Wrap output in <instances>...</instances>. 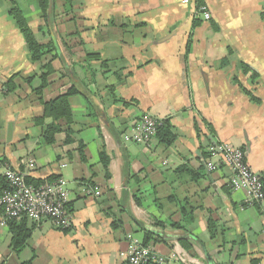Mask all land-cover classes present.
<instances>
[{"label": "crops", "instance_id": "obj_1", "mask_svg": "<svg viewBox=\"0 0 264 264\" xmlns=\"http://www.w3.org/2000/svg\"><path fill=\"white\" fill-rule=\"evenodd\" d=\"M50 2L45 19L40 0H16L36 40L54 45L33 62L11 0H0V158L26 179L64 185L73 223L25 219L30 237L16 252L0 209V264H123L131 239L147 235L169 264H183L174 253L186 264H264V216L227 168L205 166L210 147L228 144L264 181V0ZM71 88L74 142L62 132L47 145L36 120ZM143 115L170 120L174 144L125 143Z\"/></svg>", "mask_w": 264, "mask_h": 264}, {"label": "built area", "instance_id": "obj_2", "mask_svg": "<svg viewBox=\"0 0 264 264\" xmlns=\"http://www.w3.org/2000/svg\"><path fill=\"white\" fill-rule=\"evenodd\" d=\"M201 12L204 19H210V13L205 7ZM161 120L151 115H143L130 123L123 136L125 143L149 146L161 126ZM207 170L214 172L227 168L230 172L229 184L234 191L246 193V203L256 206L264 216V181L262 176L252 171L245 160V153L239 147L228 144H216L210 147L205 162ZM0 172L5 180L6 188L0 195V209L3 211L2 225L10 221L41 222L48 219L56 228L70 230L72 216L67 210L69 192L58 182H47L40 186L29 184L25 176L12 169L0 158ZM100 195L98 189L93 192ZM170 259H177L186 264L190 261L187 256L172 254ZM123 264H169L167 258L158 255L151 245L144 246L141 241L131 239L129 249L123 258Z\"/></svg>", "mask_w": 264, "mask_h": 264}, {"label": "trees", "instance_id": "obj_3", "mask_svg": "<svg viewBox=\"0 0 264 264\" xmlns=\"http://www.w3.org/2000/svg\"><path fill=\"white\" fill-rule=\"evenodd\" d=\"M13 4V8L11 10V14L16 21V24L18 26V29L24 36L31 53L32 61L33 62H40L43 58H45L47 55L53 53L55 51L54 45L52 43L49 44H40L36 38L35 35L30 28V26L27 23V20L25 16L23 15L21 9L16 6V0H11ZM50 0H40V7L43 12V16L45 19L48 18V12L50 8ZM226 64V62L224 63ZM244 71L248 72L249 69L247 66H242ZM45 69V67H44ZM46 71L42 74V87L40 88V91H42L47 85V78L48 76L53 72V69L51 66L47 65ZM12 81L7 83V89L9 92H12L15 90V87L11 84ZM78 91L76 88H71L68 90V92L64 95H61L57 97L56 99L46 103L44 105V113L43 116L36 120V124L38 126H41L43 128V138L44 142L47 145H53L56 141V135L65 132L66 134V144H71L74 142L73 135L74 130L72 128L73 126V117L71 112V105H70V97L76 95ZM125 105L128 103L123 102ZM47 121H51L50 123H47ZM61 121L64 122V124L61 123ZM162 124L157 130V134L155 136V139L159 141L160 144H163L167 147L174 144L176 140V136L174 133V128L171 124L170 120H161ZM85 145L80 143L79 146V153L82 161H86L85 157ZM100 161L103 164V167L107 173V178L110 179V174L108 172V166H109V158L107 157L105 151H102L100 153ZM29 184H33L34 186H40L41 184L33 181L31 179H27ZM36 182V183H35ZM6 188V185H5ZM3 188V190L5 189ZM2 190V191H3ZM25 220V219H24ZM24 220L20 224H18L17 221H10L9 226L12 230L13 234V243L12 247L16 252H19L26 244L28 238L30 237L31 230L24 225ZM172 227L178 228V229H184L182 225L173 224ZM151 236H148L144 238L143 245L147 246L151 242ZM184 247L187 250H190L191 246L188 245L186 242H182Z\"/></svg>", "mask_w": 264, "mask_h": 264}]
</instances>
